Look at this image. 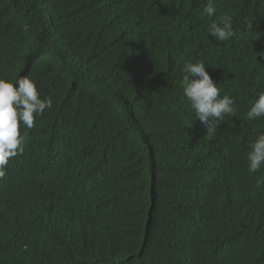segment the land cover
<instances>
[{
  "label": "trees",
  "instance_id": "obj_1",
  "mask_svg": "<svg viewBox=\"0 0 264 264\" xmlns=\"http://www.w3.org/2000/svg\"><path fill=\"white\" fill-rule=\"evenodd\" d=\"M0 0V78L53 107L0 179V264H264V0ZM232 18L218 41L208 26ZM256 54V58L253 55ZM204 61L234 117L212 133L182 94Z\"/></svg>",
  "mask_w": 264,
  "mask_h": 264
},
{
  "label": "clouds",
  "instance_id": "obj_2",
  "mask_svg": "<svg viewBox=\"0 0 264 264\" xmlns=\"http://www.w3.org/2000/svg\"><path fill=\"white\" fill-rule=\"evenodd\" d=\"M214 0H207L204 13L213 17L216 9ZM208 33L218 41L233 37L232 18L219 17L208 26ZM256 58V54L253 53ZM264 58V53L259 54ZM204 61L186 60L181 69L183 76L180 87L195 119L201 122L207 133L214 132L225 117H234L236 106L228 95L221 96L220 88L205 70ZM51 98L42 99L36 83L27 75L20 76L14 83L0 78V179L6 176L9 161L24 153V137L20 129H32L37 116L51 110ZM249 121L264 118V90L258 91L257 98L246 112ZM246 162L249 175L264 167V132L257 133L246 145ZM256 187H264V180H256Z\"/></svg>",
  "mask_w": 264,
  "mask_h": 264
}]
</instances>
